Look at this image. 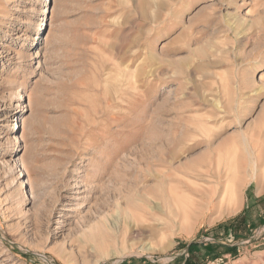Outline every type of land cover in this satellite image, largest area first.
<instances>
[{"label": "rangeland", "instance_id": "1", "mask_svg": "<svg viewBox=\"0 0 264 264\" xmlns=\"http://www.w3.org/2000/svg\"><path fill=\"white\" fill-rule=\"evenodd\" d=\"M0 264H264V0H0Z\"/></svg>", "mask_w": 264, "mask_h": 264}, {"label": "bare ground", "instance_id": "2", "mask_svg": "<svg viewBox=\"0 0 264 264\" xmlns=\"http://www.w3.org/2000/svg\"><path fill=\"white\" fill-rule=\"evenodd\" d=\"M55 1H57V0H55ZM53 14H54V13H53ZM259 162H260L259 160H254L253 163H252V165H253V170H256V172H254L255 174H257V172H258L259 169H262V167L259 168ZM252 176H253V177H254V176L257 177V175H252ZM237 184H239V183H237ZM237 187H238V186H237ZM223 192H224V191H223ZM223 195H224V194H223ZM224 197H225V196H224Z\"/></svg>", "mask_w": 264, "mask_h": 264}, {"label": "trees", "instance_id": "3", "mask_svg": "<svg viewBox=\"0 0 264 264\" xmlns=\"http://www.w3.org/2000/svg\"><path fill=\"white\" fill-rule=\"evenodd\" d=\"M232 249H233V248L228 247V248H227V252H228V253H233V252L231 251ZM219 255L221 256V254H214V255H212V256H213V258H214L215 256H216L215 258H217V257H219Z\"/></svg>", "mask_w": 264, "mask_h": 264}]
</instances>
